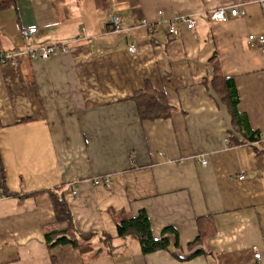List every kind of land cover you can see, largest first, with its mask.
<instances>
[{
  "label": "crops",
  "instance_id": "1",
  "mask_svg": "<svg viewBox=\"0 0 264 264\" xmlns=\"http://www.w3.org/2000/svg\"><path fill=\"white\" fill-rule=\"evenodd\" d=\"M14 4L0 10V51L67 50L0 65V159L13 194L0 190V264H264V45L247 40L264 34L259 1ZM229 6L246 13L210 20ZM110 15L120 17V32L110 31ZM183 16L194 28L177 22L170 36L167 23ZM28 26L37 30L24 40L18 28ZM214 55L260 140L236 129L211 83ZM146 80L172 106L167 117H140L132 96ZM49 190L63 192L78 233L96 234L88 253L45 245L55 222ZM139 210L155 237L173 227L179 247L142 254L136 239L117 238L116 220ZM101 234L112 237L111 250L99 245ZM199 248L205 253L189 257Z\"/></svg>",
  "mask_w": 264,
  "mask_h": 264
},
{
  "label": "trees",
  "instance_id": "2",
  "mask_svg": "<svg viewBox=\"0 0 264 264\" xmlns=\"http://www.w3.org/2000/svg\"><path fill=\"white\" fill-rule=\"evenodd\" d=\"M14 5V0H0V10ZM211 63L212 74L210 75V81L214 84L216 92L220 95L221 99L228 103L236 129L242 132L244 136H247V139L260 140L258 132L249 129L245 117L238 113L236 109L238 96L232 78L224 77L221 74L215 55L211 58ZM132 98L137 102L141 118L152 119L167 117L172 109V106L165 99L164 93L161 90L154 89L147 80L143 88L136 91ZM0 190H2L6 196L13 195L5 188L1 159ZM47 193L50 197L55 216L54 225L43 234L44 243L47 248L51 249L55 246L70 245L81 254L88 253L91 249L90 242L96 234L78 233L76 231L74 228L73 216L63 192L60 190H49ZM115 224L117 238L122 240L128 237L136 239L139 244L140 253L142 254H149L158 250L167 251L170 249V246L179 247L178 234L171 226L163 228L160 237H155L152 234L150 221L144 210H139L134 215H122L116 220ZM169 235H173V242H171ZM98 239L99 245H102L107 250L113 248L112 237L109 235L101 234ZM201 241L202 238L198 235L194 241L188 245L191 246ZM203 253L205 252L202 249H195L190 253L189 257H194Z\"/></svg>",
  "mask_w": 264,
  "mask_h": 264
},
{
  "label": "built area",
  "instance_id": "3",
  "mask_svg": "<svg viewBox=\"0 0 264 264\" xmlns=\"http://www.w3.org/2000/svg\"><path fill=\"white\" fill-rule=\"evenodd\" d=\"M259 4L264 10V0H258ZM245 10L239 6H229L228 8H217L212 10V12L209 13L210 20L213 21H225L228 17H234V16H242L245 15ZM177 22H182L185 24L186 28L193 29L195 26V20L191 17L183 16L181 18L174 17L172 20H170L167 23V33L170 36H177L178 35V28L176 27ZM142 24L146 25L147 28L151 29V24H149L146 20L141 21ZM107 24L109 26V29L111 32H120L121 31V19L118 16L110 15L107 20ZM37 30L36 26H28V27H20L18 28L19 34L22 36L24 40H27L31 35H33ZM247 40L249 42H255L258 45H264V34H253L250 33L247 35ZM67 50V47L64 44H51V45H42L38 48H31V47H25L18 51H0V65L3 64H14L17 61L18 55L21 53L27 54L30 58H39L42 60L47 59L49 56L57 54L59 52L64 53ZM129 51L134 52L135 47L133 45H130L128 48ZM201 163L205 165L206 161L201 160ZM238 178H243V175L240 174ZM110 180V177L108 175L106 176H96L92 179L94 183H106ZM69 195L71 198L75 197L77 195V188H73L70 190ZM254 258H259V253L254 252L253 254Z\"/></svg>",
  "mask_w": 264,
  "mask_h": 264
}]
</instances>
